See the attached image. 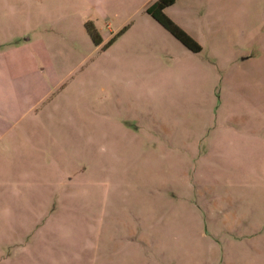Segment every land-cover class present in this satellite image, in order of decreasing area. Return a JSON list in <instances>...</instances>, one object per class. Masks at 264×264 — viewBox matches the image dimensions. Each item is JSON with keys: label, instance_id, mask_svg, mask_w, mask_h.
Instances as JSON below:
<instances>
[{"label": "rangeland", "instance_id": "rangeland-1", "mask_svg": "<svg viewBox=\"0 0 264 264\" xmlns=\"http://www.w3.org/2000/svg\"><path fill=\"white\" fill-rule=\"evenodd\" d=\"M206 3L165 12L202 37L196 55L158 40L124 67L110 38L43 70L35 34L12 44L30 110L0 159V264H264V83L238 58L258 47L229 12L204 22Z\"/></svg>", "mask_w": 264, "mask_h": 264}, {"label": "crops", "instance_id": "crops-1", "mask_svg": "<svg viewBox=\"0 0 264 264\" xmlns=\"http://www.w3.org/2000/svg\"><path fill=\"white\" fill-rule=\"evenodd\" d=\"M155 1L21 0L20 8L15 10L16 3L14 1L0 0V84L3 86L0 85L3 92L0 93V159L6 158L7 163L17 160L12 159L11 150H13L14 140L10 138L14 132V125L20 120L22 121L24 115L28 114L30 110V107L26 106V109L22 110L14 88L10 70L13 48L25 46L24 44L31 41L35 34V40L31 42L33 48L44 54L43 70L47 65L52 70L65 68L73 63L72 59L75 54L81 53L83 48L94 44L85 29V23L92 21L100 33L101 43L98 45L112 38L109 46L110 48L118 47L121 61L119 64L124 67H134L138 63L139 54L150 49L158 40L161 44L170 43L184 56L198 54L204 46L202 37L190 32L177 23L174 17L167 16L165 13L167 9L172 8L177 0L165 7L164 13L200 46V50L197 52L182 45L146 11V8ZM261 1L207 0V3L203 4L206 5L202 10V14H205L204 22L208 16L213 19L229 12L230 21L234 19L235 22L244 23L245 39L248 38L244 48H250L254 44L258 47L257 56H254L252 51L245 52L243 56L237 54L243 62L240 64L245 65L247 70L245 73L246 85L260 84L261 86L264 83V9H258V2ZM210 6L211 8H209ZM227 7H229L228 11ZM142 10L144 13H140ZM207 24L201 32L202 36L205 37L211 31L210 40L215 43L216 35L213 27H208ZM249 33H252L254 44L249 42ZM12 44H15L14 47ZM98 45L95 44V46ZM239 48L241 47L239 46ZM237 51L238 49L235 50L236 53ZM170 57L176 59L174 55ZM236 65H238L237 62ZM248 90L252 91V89ZM45 122L47 123L46 120ZM15 145H19V142ZM27 145L30 148L38 149L35 142L27 143ZM33 155L27 150L16 156H19V159L25 164L31 163L35 159V156L32 157Z\"/></svg>", "mask_w": 264, "mask_h": 264}, {"label": "trees", "instance_id": "trees-1", "mask_svg": "<svg viewBox=\"0 0 264 264\" xmlns=\"http://www.w3.org/2000/svg\"><path fill=\"white\" fill-rule=\"evenodd\" d=\"M175 1L176 0H156L146 8V11L185 47L197 52L200 50V46L164 13V8L173 4ZM85 29L94 44L98 45L101 43L100 34L92 21H87L85 23Z\"/></svg>", "mask_w": 264, "mask_h": 264}]
</instances>
